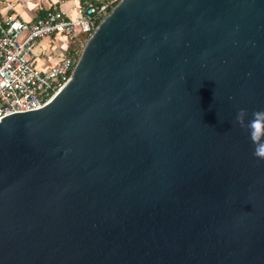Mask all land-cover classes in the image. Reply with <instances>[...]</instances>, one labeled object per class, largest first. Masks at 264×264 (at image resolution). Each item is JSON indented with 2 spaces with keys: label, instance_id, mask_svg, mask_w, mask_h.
I'll return each mask as SVG.
<instances>
[{
  "label": "water",
  "instance_id": "1",
  "mask_svg": "<svg viewBox=\"0 0 264 264\" xmlns=\"http://www.w3.org/2000/svg\"><path fill=\"white\" fill-rule=\"evenodd\" d=\"M264 0H120L42 107L0 119V264H264Z\"/></svg>",
  "mask_w": 264,
  "mask_h": 264
},
{
  "label": "built area",
  "instance_id": "2",
  "mask_svg": "<svg viewBox=\"0 0 264 264\" xmlns=\"http://www.w3.org/2000/svg\"><path fill=\"white\" fill-rule=\"evenodd\" d=\"M118 1L84 0L71 11L53 7L34 21L0 13V119L46 104L69 80L85 42L72 39L80 31L88 37ZM45 37L54 40L49 52L40 44Z\"/></svg>",
  "mask_w": 264,
  "mask_h": 264
},
{
  "label": "crops",
  "instance_id": "3",
  "mask_svg": "<svg viewBox=\"0 0 264 264\" xmlns=\"http://www.w3.org/2000/svg\"><path fill=\"white\" fill-rule=\"evenodd\" d=\"M80 0H0V13H16L26 21L42 17L49 9L61 7L71 11V7Z\"/></svg>",
  "mask_w": 264,
  "mask_h": 264
},
{
  "label": "clouds",
  "instance_id": "4",
  "mask_svg": "<svg viewBox=\"0 0 264 264\" xmlns=\"http://www.w3.org/2000/svg\"><path fill=\"white\" fill-rule=\"evenodd\" d=\"M246 111L241 109L237 114L236 120L241 127H246L250 139L254 145L253 155L264 160V110L252 113V119L245 125Z\"/></svg>",
  "mask_w": 264,
  "mask_h": 264
},
{
  "label": "rangeland",
  "instance_id": "5",
  "mask_svg": "<svg viewBox=\"0 0 264 264\" xmlns=\"http://www.w3.org/2000/svg\"><path fill=\"white\" fill-rule=\"evenodd\" d=\"M87 38V33L80 31L76 37L74 39H72L70 44L75 43L76 41L80 42H84L85 39ZM54 43V40L52 37H45L42 40H40V44L42 45V47H44L48 52H49V46ZM47 61H50V58L47 59Z\"/></svg>",
  "mask_w": 264,
  "mask_h": 264
},
{
  "label": "trees",
  "instance_id": "6",
  "mask_svg": "<svg viewBox=\"0 0 264 264\" xmlns=\"http://www.w3.org/2000/svg\"><path fill=\"white\" fill-rule=\"evenodd\" d=\"M81 2H83L84 0H80Z\"/></svg>",
  "mask_w": 264,
  "mask_h": 264
}]
</instances>
